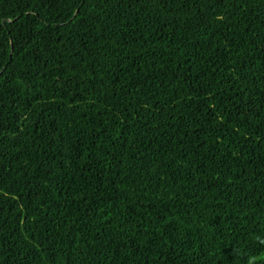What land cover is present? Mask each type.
<instances>
[{
  "label": "trees",
  "instance_id": "trees-1",
  "mask_svg": "<svg viewBox=\"0 0 264 264\" xmlns=\"http://www.w3.org/2000/svg\"><path fill=\"white\" fill-rule=\"evenodd\" d=\"M0 264H264V0H0Z\"/></svg>",
  "mask_w": 264,
  "mask_h": 264
}]
</instances>
